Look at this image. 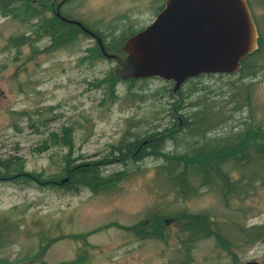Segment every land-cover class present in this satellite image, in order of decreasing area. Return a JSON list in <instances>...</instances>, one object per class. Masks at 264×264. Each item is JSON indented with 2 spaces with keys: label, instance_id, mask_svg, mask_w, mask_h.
I'll use <instances>...</instances> for the list:
<instances>
[{
  "label": "rangeland",
  "instance_id": "1",
  "mask_svg": "<svg viewBox=\"0 0 264 264\" xmlns=\"http://www.w3.org/2000/svg\"><path fill=\"white\" fill-rule=\"evenodd\" d=\"M43 1L50 0L27 2L40 9ZM248 1L258 32L264 33V0ZM71 3L73 7L65 6L64 11L82 17L94 29L107 31L110 35L104 39L112 42L119 41L129 25L141 26L152 17L151 9L139 0ZM36 21L37 17L21 20L0 11V159L12 161L10 173H0L7 176L0 178V224L4 225L1 232L5 239L0 257L14 264H242L246 260L264 264V240L227 250L213 237H205L187 247L181 242L183 223L175 219L163 224L166 239L140 237L136 232L144 230L142 220L153 210L209 211L219 219L226 218L232 228L236 223L262 222L264 182L241 199H231L228 205L215 190L204 187L196 196L182 200L174 191L157 185L155 165L160 159L151 156L129 164L135 168L129 177L105 190L93 191L86 186L71 190L45 182L66 176L62 169L68 156L72 162L111 160L128 130L144 136L152 129L171 125L173 118L178 123L177 116L189 114L194 109L189 101L200 95L232 112L220 131L238 128L246 110H232L221 95L231 80L242 82L238 73H205L183 83L186 98L181 109L177 108L180 102H175V91L169 92L172 81L156 76L134 83L140 98L127 95V83L121 77L112 100L108 83H96L120 67L117 60L104 56L81 59L88 47L97 44L88 34L81 33L75 42L68 40L58 48L46 47L48 37ZM20 34L25 38L16 46L8 41ZM248 80L253 83L256 115L262 118L264 66L255 77L245 78ZM65 132L70 145L63 142ZM175 133L182 141L174 146L178 141L174 137L166 142L167 148L184 149L185 134ZM14 165L27 174L40 173L44 179H12ZM120 167L121 163L114 161L103 171ZM4 171L0 166V172ZM76 257L79 262L72 261Z\"/></svg>",
  "mask_w": 264,
  "mask_h": 264
},
{
  "label": "trees",
  "instance_id": "2",
  "mask_svg": "<svg viewBox=\"0 0 264 264\" xmlns=\"http://www.w3.org/2000/svg\"><path fill=\"white\" fill-rule=\"evenodd\" d=\"M27 1L0 0V11L6 16L20 18L21 20L40 16V9L31 7L30 2ZM46 20L52 21L53 18H47ZM36 24L44 30L43 24L39 22ZM73 27L77 28L76 25H73ZM51 30L56 45L50 48L64 46L68 40L70 41L72 38L77 40L81 33L86 34L79 28L72 36L68 35L64 27L60 32L55 31L53 28ZM127 36L128 34H122L119 41L105 43L106 49L109 50L110 45L113 44L115 46L120 45ZM24 38L25 36L20 34L17 38L16 36H10L8 41L16 46L24 41ZM86 51L89 54L86 53L81 56V59L103 57L98 44H95L94 47H88ZM263 66L264 33L259 30L257 47L242 58L240 68L235 71L238 73V79L241 78L242 82L236 84L235 81L231 80V85L221 92L222 98L231 105L232 110H246V115L239 122L241 125L238 128L220 131V127L232 118V112L227 113L223 104L221 106L210 104L207 99L208 96L200 95L198 99L189 101L194 109L189 114H183L179 127L175 126L177 123L173 119L171 125L152 129L144 136H138L136 132L128 130L124 137L126 138L125 141L117 149V156L120 155L121 161L119 162L122 165L118 169L109 172L103 171L106 164L115 161L113 158L116 157V154L111 160L104 159L107 158L104 157L100 160L97 159V161L84 160L80 162H72L73 158L68 156L65 168L62 169L68 178L59 185L71 190H78L82 186L89 187L93 191L105 190L123 178L129 177L128 175L135 170L132 166L129 167V164L137 163L145 159L146 156H151L160 159V162L155 165L157 185L162 189L174 191L176 196L182 200L196 196L203 187L215 190L224 205H228L231 199H241L258 183L264 182V117H257L252 99L253 83L251 80L245 81L246 77H255ZM204 74L190 77L183 83ZM120 78L115 70H110L97 81L96 85H99L102 81L108 83L109 97L113 100L116 99L114 87ZM139 79H148V77L123 79L127 83V95L132 98L141 97V93L134 89V83ZM183 83L175 91V96H177L175 102L177 100L180 102V105L177 106L178 109L184 106L183 101L186 98L182 90ZM169 92H173L172 88L169 89ZM178 131L185 134L187 141L185 140L184 149L176 150L174 146H178L182 141L178 138L180 135L175 133ZM174 137L178 138L177 143L167 148L168 144L166 142H170ZM143 140L148 143L142 144L136 155L131 154ZM63 142L70 145L66 140V132L63 135ZM8 160L0 159V166L5 167V171L0 173L7 175L10 173L12 161L9 162ZM13 162L18 163L16 160ZM13 168L15 173L14 176H10L12 179L21 178L28 182H40L44 179L40 173L29 172L27 174L22 172V168L17 165H14ZM6 177L0 176V178ZM45 182L51 183L49 180ZM168 219L180 220L183 223L184 234H182L181 242L187 247H190L194 241L205 237H213L218 245L227 250H230L231 246H242L246 243L264 240V221L249 225L236 223L235 228H232L224 217L219 219L209 211L192 212L186 208H181L175 212L153 210L147 213L142 220L144 230L136 232L140 237L166 239L167 235L162 231L165 226L164 223ZM3 229L4 225L0 224V246L5 241L1 232ZM78 260L79 257H76L72 261L79 262ZM0 264L14 263L0 257ZM44 264L48 263L44 262Z\"/></svg>",
  "mask_w": 264,
  "mask_h": 264
},
{
  "label": "water",
  "instance_id": "3",
  "mask_svg": "<svg viewBox=\"0 0 264 264\" xmlns=\"http://www.w3.org/2000/svg\"><path fill=\"white\" fill-rule=\"evenodd\" d=\"M56 13L92 35L104 57L116 58L120 77L156 76L171 80L173 91L201 73L237 71L242 58L257 47L258 29L247 0H166L148 25L124 40L123 57L106 49L102 38L81 21Z\"/></svg>",
  "mask_w": 264,
  "mask_h": 264
},
{
  "label": "flooded vegetation",
  "instance_id": "4",
  "mask_svg": "<svg viewBox=\"0 0 264 264\" xmlns=\"http://www.w3.org/2000/svg\"><path fill=\"white\" fill-rule=\"evenodd\" d=\"M74 1H76V0H50L49 3L47 1L40 2L41 3V6H40V9H41L40 11L41 12L39 13L40 16L37 17V21L34 22V23L36 24L37 22H39L40 24H43V27H44L43 29L44 30L41 31V33H43L45 36L48 37V41L46 43V47L47 46H49V47L53 46L54 47V45H56L55 44V40L53 39V32L51 30L52 28L55 31H57V32L59 31L60 32V31L63 30V27H64L65 30H66V32L68 33V35H71V36L74 35L76 33L77 29L79 28L83 32H85L86 34L90 35L88 32L84 31L82 29V27H80V25H78L77 23L70 22V21H67V20L62 19L61 16L57 15L56 10H59L60 14L63 15V16H66V17L72 18V19H77V20L81 21V23L83 25H85L87 28H89L92 31H94L96 34H98L102 38V41L104 43V46H105V43L108 44V43L112 42V41H107V40L104 39L105 36L110 35V33H107V31H101L100 29H97L96 27L94 29L93 28L94 26L92 27V24H90L87 21H85L82 17H78V16H75V15H72L68 11L67 12L64 11V7L65 6H72L73 7V5H72L71 2H74ZM139 1L142 2L143 4H147V7H149L151 9L152 17H151L150 21L147 22V23H145V24H143V25H141V26H138V27H136V26L135 27H132V25H129L128 26V28H129L128 31L122 32L121 35L122 34H128V36H129V35L133 34L134 32H136V31L144 28L146 25H148L152 21V19L156 16V14L159 12V10L163 7L164 2L166 0H139ZM248 4H249V1H248ZM34 18H36V17H34ZM47 18H50V19L53 18V20L52 21H50V20L47 21L46 20ZM29 19L30 18H28V20ZM92 22L93 23H97L96 21H92ZM73 25H76L77 28H74ZM111 28L113 30H118V28H115V27H111ZM90 36L93 37L92 35H90ZM124 40L118 46H115L114 44L113 45H110L111 48L109 50L110 51L118 52V53H120V56L123 57L124 56V51L122 50L121 47H122V44L124 43ZM71 42L73 43V42H75V40L72 38V40H70V43ZM96 43H97V41H96ZM98 46H99V44H98ZM105 48H106V46H105ZM172 86H173V83H172ZM182 117H183V113H182V116L181 115H178L177 116V119H178L179 122L175 125L176 127H179L180 126V124L182 122ZM142 143H145V142H142ZM142 143L139 144L138 148L134 152H132L131 154L136 155L138 153L139 147L142 145ZM113 159L115 161H118V162L121 161L120 160L121 159L120 155H118V156L116 155V157L113 158ZM49 181L51 183H53L54 185L62 184V183L59 182L60 180L57 181L56 179H49Z\"/></svg>",
  "mask_w": 264,
  "mask_h": 264
},
{
  "label": "bare ground",
  "instance_id": "5",
  "mask_svg": "<svg viewBox=\"0 0 264 264\" xmlns=\"http://www.w3.org/2000/svg\"><path fill=\"white\" fill-rule=\"evenodd\" d=\"M145 143H147V141H145Z\"/></svg>",
  "mask_w": 264,
  "mask_h": 264
}]
</instances>
